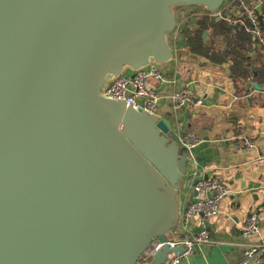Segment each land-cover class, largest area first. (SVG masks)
I'll list each match as a JSON object with an SVG mask.
<instances>
[{
    "label": "water",
    "instance_id": "obj_1",
    "mask_svg": "<svg viewBox=\"0 0 264 264\" xmlns=\"http://www.w3.org/2000/svg\"><path fill=\"white\" fill-rule=\"evenodd\" d=\"M226 1L0 0V264H172L184 254L168 241L196 165L186 129L102 90L172 58L174 7L215 12ZM156 239L163 246L143 260Z\"/></svg>",
    "mask_w": 264,
    "mask_h": 264
},
{
    "label": "crops",
    "instance_id": "obj_2",
    "mask_svg": "<svg viewBox=\"0 0 264 264\" xmlns=\"http://www.w3.org/2000/svg\"><path fill=\"white\" fill-rule=\"evenodd\" d=\"M205 11L200 17H196L194 12L182 13V22L173 35L168 36L173 56L162 64V68L176 79V83L156 84L162 94L159 114L169 115L176 131L193 129L203 137V142L191 151L196 165L190 168L183 182L181 202L190 198L188 195L192 196V181L196 174L218 178L229 186L231 193L222 202L219 214L210 220L211 242L196 245L194 252L182 256L177 264H237L244 258L246 244L264 236V91L246 88L247 82L263 84L264 74L253 70L252 76L239 77V65L231 57L227 61L216 62L212 57L192 50L189 39L193 31L201 29L199 20L209 18L213 23L202 31L207 32L205 38L202 35L205 43L212 44L215 51L230 50L226 34L221 31L222 26L227 27L229 36H236V58L250 64L252 69L261 67L260 51L252 50L259 48L255 46L254 39L251 37V46L241 39L245 32H232L228 22L213 17L209 10ZM211 26L219 28L215 43L210 38ZM261 52L264 61V47H261ZM244 56L246 58L242 61ZM185 85L202 98L203 104L182 108L177 113V127L168 95ZM240 134L254 140L252 150L237 146L236 137ZM252 212L260 214V234L244 237L242 228Z\"/></svg>",
    "mask_w": 264,
    "mask_h": 264
},
{
    "label": "built area",
    "instance_id": "obj_3",
    "mask_svg": "<svg viewBox=\"0 0 264 264\" xmlns=\"http://www.w3.org/2000/svg\"><path fill=\"white\" fill-rule=\"evenodd\" d=\"M264 9V0H227L217 11L211 12L213 17L228 22L234 31L245 32L255 42V46L264 47V33L262 30L260 14ZM155 82V85L152 82ZM176 83V79L166 74L162 64L151 63L143 70H128L106 84L102 90L104 96L114 99L126 100L135 108H142L151 113H160L162 94L156 84ZM168 99L174 112V125L179 127L177 113L186 107L200 106L203 104L201 97L188 85L174 89ZM181 145L192 151L203 142V137L193 129H187L180 138ZM237 146L243 150H252L255 142L247 135L240 134L236 137ZM231 193L229 186L218 178H206L194 175L190 198L181 202V232L169 238L170 246L185 243L187 250L182 256L192 254L196 245L211 242L210 220L220 212V206ZM194 194H197L196 196ZM194 195V196H193ZM260 214L252 212L247 217L242 228L244 237L251 234H260ZM163 243L156 239L149 247L143 260L149 259ZM178 257L172 261L177 264ZM237 264H264V236L256 242L246 244L244 258Z\"/></svg>",
    "mask_w": 264,
    "mask_h": 264
},
{
    "label": "trees",
    "instance_id": "obj_4",
    "mask_svg": "<svg viewBox=\"0 0 264 264\" xmlns=\"http://www.w3.org/2000/svg\"><path fill=\"white\" fill-rule=\"evenodd\" d=\"M260 18H261V24H262V30L264 33V9L260 14ZM208 19H201L199 20V23L201 25V29L199 30H194L192 36L189 39V44L192 48L193 51L195 52H199V54H203L206 56H210L214 59V61L216 62H222V61H227L228 59H230V57L234 60L237 61V66L238 67V73L237 76L239 77H247V76H252L254 71H257L258 73L264 74V61L261 57V47L257 48V49H252L255 50V52H259L260 51V56L259 59L261 60V67H257L256 69H252L250 66V64H246V63H242L240 60H238L236 58V36H229L230 34V30L227 27H221L222 29V33L226 34V38L228 39V41H226L228 43V46H231V49L228 50L227 48L225 50H216L215 51V47L210 44L209 42L205 43L203 40V30H205L206 28L209 27V25L211 23H213L212 21H209ZM241 36H239L240 38ZM241 39H245L243 41H247L248 43L251 44L252 46V38L251 36H248V34L244 33L241 37ZM263 48V47H262ZM248 49L250 50L251 48ZM246 58V56L242 57L241 60L243 61ZM254 70V71H253Z\"/></svg>",
    "mask_w": 264,
    "mask_h": 264
},
{
    "label": "rangeland",
    "instance_id": "obj_5",
    "mask_svg": "<svg viewBox=\"0 0 264 264\" xmlns=\"http://www.w3.org/2000/svg\"><path fill=\"white\" fill-rule=\"evenodd\" d=\"M173 11H174L175 16L177 17V21H178L177 24L182 22V19H183L182 13H184V12L186 14L187 13L191 14L190 12H194V13H196V17H200L202 13L204 14L206 12L205 8H202V7H189V6H176V7L173 8ZM202 19H204V18H202ZM207 19L209 20V18H207ZM183 27H184V25H183ZM182 28L180 27V30H182ZM218 29L219 28L214 27V26H211L209 28V31H210L209 33L211 34L210 36H212L210 38H213L211 41L214 42V43L216 42V39H215L216 37L215 36H218L216 34V31ZM231 29H232L231 31L234 32V29L232 27H231ZM172 33H170L168 36H172L173 35Z\"/></svg>",
    "mask_w": 264,
    "mask_h": 264
}]
</instances>
